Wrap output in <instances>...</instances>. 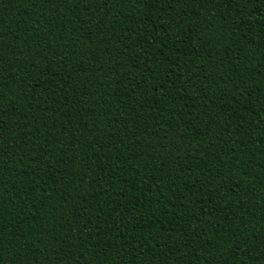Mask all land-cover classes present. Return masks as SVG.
I'll return each mask as SVG.
<instances>
[{
	"label": "trees",
	"instance_id": "obj_1",
	"mask_svg": "<svg viewBox=\"0 0 264 264\" xmlns=\"http://www.w3.org/2000/svg\"><path fill=\"white\" fill-rule=\"evenodd\" d=\"M0 264H264V0H0Z\"/></svg>",
	"mask_w": 264,
	"mask_h": 264
}]
</instances>
